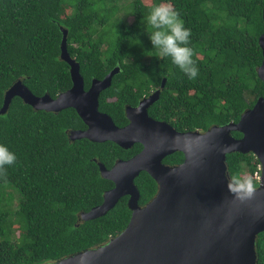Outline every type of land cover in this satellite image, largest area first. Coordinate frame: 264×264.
Here are the masks:
<instances>
[{
	"label": "trees",
	"instance_id": "1",
	"mask_svg": "<svg viewBox=\"0 0 264 264\" xmlns=\"http://www.w3.org/2000/svg\"><path fill=\"white\" fill-rule=\"evenodd\" d=\"M155 2L0 0V109L5 91L18 80L38 96L56 97L71 86L70 67L60 58L63 27L85 88L93 78L103 79L119 68L99 95V110L116 125L128 122L127 105H137L163 83L158 100L148 108L152 118L179 131L237 122L264 96L257 74L263 0H171L191 29L190 46L199 69L194 80L153 49L143 18ZM122 7L132 22L116 16ZM85 127L73 108L34 110L17 96L0 113V143L17 157L0 171V264L55 262L104 244L128 224L127 196L99 217L82 220L80 214L101 204L105 191L114 186L101 176L98 162L110 168L139 152L141 145L123 149L112 141L69 138V130ZM183 159L176 151L163 162L176 165ZM226 160L234 184L244 189L258 185L260 163L252 152H231ZM237 176L239 184L233 179ZM134 183L140 204L157 192V183L145 171ZM4 189L15 192L12 207L4 201ZM256 250L257 264H264V231L257 236Z\"/></svg>",
	"mask_w": 264,
	"mask_h": 264
},
{
	"label": "water",
	"instance_id": "2",
	"mask_svg": "<svg viewBox=\"0 0 264 264\" xmlns=\"http://www.w3.org/2000/svg\"><path fill=\"white\" fill-rule=\"evenodd\" d=\"M60 29V58L70 67L71 86L54 98L48 93L35 95L18 80L5 91L0 113L8 110L15 96L34 110L73 108L86 128L71 130V140L112 141L124 149L139 142L143 148L110 168L98 162L101 176L114 186L105 191L101 204L80 214L82 220L99 217L127 196L131 215L126 227L100 246L47 264H257V236L264 231V96L237 122L213 125L206 131H179L148 113L163 83L137 105L125 107L128 123L120 127L99 110V95L119 68L103 79L93 78L85 88L80 65L68 52L67 29ZM258 42L262 62L257 74L264 82V32ZM176 151L183 153L182 162L163 163ZM231 152H252L257 157L260 176L255 188L231 182L226 160ZM141 171L157 183L156 194L142 207L134 183Z\"/></svg>",
	"mask_w": 264,
	"mask_h": 264
},
{
	"label": "clouds",
	"instance_id": "3",
	"mask_svg": "<svg viewBox=\"0 0 264 264\" xmlns=\"http://www.w3.org/2000/svg\"><path fill=\"white\" fill-rule=\"evenodd\" d=\"M143 22L150 26L147 32L153 49L160 56L171 58V62L177 66L190 80L199 75V69L193 59L194 50L190 46L191 29L185 27L181 14L171 3V0H157L153 3ZM16 154L8 145L0 143V171L5 166L16 162ZM236 183H241L240 177H233Z\"/></svg>",
	"mask_w": 264,
	"mask_h": 264
},
{
	"label": "rangeland",
	"instance_id": "4",
	"mask_svg": "<svg viewBox=\"0 0 264 264\" xmlns=\"http://www.w3.org/2000/svg\"><path fill=\"white\" fill-rule=\"evenodd\" d=\"M113 1L114 0H107V4L108 5H112L113 4ZM130 1H132V0H120V5H122V2L128 3ZM100 7L103 8V9H105L104 6H102V5ZM116 16L118 18L123 19V20H127L128 22H132V20H133V18L130 15H128V17H126V12L124 11V13H123V7L121 8V11H119V15L116 14ZM148 59H149V55H146L145 56V60L147 61ZM4 192L6 193V196H5L4 201L6 203H8L9 206L12 207V204H15L16 203V197L14 198V193L15 192L13 190H10V189H4ZM17 202H18V200H17Z\"/></svg>",
	"mask_w": 264,
	"mask_h": 264
},
{
	"label": "flooded vegetation",
	"instance_id": "5",
	"mask_svg": "<svg viewBox=\"0 0 264 264\" xmlns=\"http://www.w3.org/2000/svg\"><path fill=\"white\" fill-rule=\"evenodd\" d=\"M56 97H57V96H56ZM54 98H55V97H54ZM156 120H157V119H156ZM127 123H128V122H127ZM127 123H126L125 125H127ZM125 125H123V126H125ZM120 127H121V126H120ZM85 128H86V127H85ZM85 128H83V129H85ZM71 130H77V129H71ZM71 130L68 131V134H69V132H70ZM74 140H75V139H74ZM135 144H140V145H141V148H140V149L143 148V145H142L141 143L136 142V143H134V144H133L130 148H128V149H131ZM118 146H119V145H118ZM121 148H122V147H121ZM123 149H124V148H123ZM140 151H141V150H140ZM140 151H139V152H140ZM137 153H138V152H137ZM137 153H136V154H137ZM134 155H135V154H134ZM134 155H132V156H134ZM132 156H130V157H132ZM130 157H129V158H130ZM129 158H120V159L126 160V159H129ZM120 159H118V160H120ZM163 163H164V162H163ZM141 172H142V171H141ZM139 174H140V173H139ZM231 182H232V181H231ZM151 199H152V198H151ZM151 199H150V200H151ZM127 201H128V198H127ZM148 202H149V201H148ZM138 204H139L140 207H142V206H144L146 203H144V204H140L139 201H138Z\"/></svg>",
	"mask_w": 264,
	"mask_h": 264
},
{
	"label": "built area",
	"instance_id": "6",
	"mask_svg": "<svg viewBox=\"0 0 264 264\" xmlns=\"http://www.w3.org/2000/svg\"><path fill=\"white\" fill-rule=\"evenodd\" d=\"M259 169H260V164H259ZM259 176H260V175L257 176L258 181H259Z\"/></svg>",
	"mask_w": 264,
	"mask_h": 264
}]
</instances>
